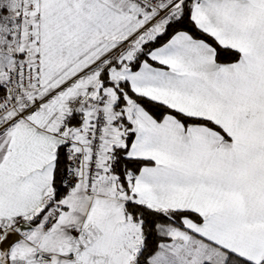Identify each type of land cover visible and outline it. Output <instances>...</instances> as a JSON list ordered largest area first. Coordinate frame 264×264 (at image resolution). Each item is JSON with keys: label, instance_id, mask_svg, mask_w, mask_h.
<instances>
[{"label": "snow or ice", "instance_id": "snow-or-ice-1", "mask_svg": "<svg viewBox=\"0 0 264 264\" xmlns=\"http://www.w3.org/2000/svg\"><path fill=\"white\" fill-rule=\"evenodd\" d=\"M0 264H264V0H0Z\"/></svg>", "mask_w": 264, "mask_h": 264}]
</instances>
